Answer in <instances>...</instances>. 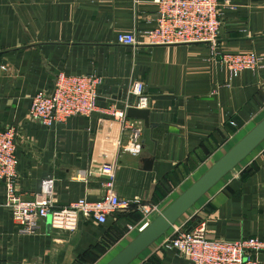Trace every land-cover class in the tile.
<instances>
[{"label":"crops","instance_id":"1","mask_svg":"<svg viewBox=\"0 0 264 264\" xmlns=\"http://www.w3.org/2000/svg\"><path fill=\"white\" fill-rule=\"evenodd\" d=\"M230 2L236 6L221 10L213 56L207 42L118 43L117 32L154 25L152 0H0V128L16 133L15 192L30 197L50 175L56 204L97 199L98 170L109 161L113 191L146 206L110 212L103 222L80 218L73 229L52 227L46 217L23 232L2 205L0 179V264H104L264 115V0ZM249 49L260 58L256 71L230 75L217 59ZM59 70L100 76L97 106L43 125L27 116L30 98L48 90ZM134 80L143 83L153 123L151 153L141 137L137 148L128 146L106 109L116 94L134 100ZM174 223H203L219 239L264 237V138ZM162 234L127 264H189L176 249L157 247Z\"/></svg>","mask_w":264,"mask_h":264},{"label":"built area","instance_id":"2","mask_svg":"<svg viewBox=\"0 0 264 264\" xmlns=\"http://www.w3.org/2000/svg\"><path fill=\"white\" fill-rule=\"evenodd\" d=\"M155 4L154 25L129 32H117L118 43L135 45L138 43L207 42L214 56L220 13L223 8H234L230 0H152ZM230 75H237L242 69L256 71L260 58L253 49L246 51H224L217 57ZM100 76L93 73L72 74L59 70L54 75L48 90H37L30 98L27 116L43 125L60 122L71 115H88L97 106V86ZM128 91L135 96L133 101L124 100L123 107L113 104L106 109L119 122L120 130L126 133L128 146L137 148L142 133L141 120L125 114L127 106L142 108L146 104L143 83L134 80ZM16 133L13 126L0 128V179L4 184L2 205L11 219L23 232H32L37 222L48 218L52 227L73 229L80 218L103 222L113 211L139 208L145 205L136 199L117 195L112 189L114 166L104 161L99 167L103 176L102 194L97 199L79 196L66 204H56L53 200V177L43 176L39 187L30 197H21L15 192L16 176ZM154 205L150 206L152 210ZM148 221L137 226L141 229ZM131 229L132 224H127ZM169 231L160 236L158 248H174L189 264H264V237L244 235L235 239L209 237L203 223L188 229L171 223Z\"/></svg>","mask_w":264,"mask_h":264},{"label":"water","instance_id":"3","mask_svg":"<svg viewBox=\"0 0 264 264\" xmlns=\"http://www.w3.org/2000/svg\"><path fill=\"white\" fill-rule=\"evenodd\" d=\"M115 97L116 100L114 96H112L110 100L115 102L116 107L122 108L123 103L119 100V96L116 94ZM147 112V108L144 107L137 108L129 105L125 108V114L127 116L141 119L143 124L141 140L147 145V152L151 153L153 141L149 137V132L153 123L148 121ZM263 138L264 115L213 160L205 170L139 229L134 236L104 264H127L139 251L162 234L187 207H189L218 178L231 170L232 167ZM150 160L149 157L143 158L144 162H149Z\"/></svg>","mask_w":264,"mask_h":264}]
</instances>
